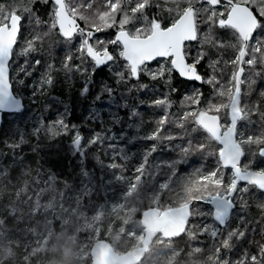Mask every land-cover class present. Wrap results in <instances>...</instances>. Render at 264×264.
Returning <instances> with one entry per match:
<instances>
[{
  "label": "snow or ice",
  "instance_id": "6c2138e0",
  "mask_svg": "<svg viewBox=\"0 0 264 264\" xmlns=\"http://www.w3.org/2000/svg\"><path fill=\"white\" fill-rule=\"evenodd\" d=\"M37 5H43V11ZM150 10L156 11L150 14ZM25 19L33 31L25 38L24 47L15 53L17 57H24V63L12 75L10 61L14 45L23 36ZM108 30H114V36L106 39L97 36ZM225 31L231 32V42L222 39ZM0 33H3L0 112L19 113L25 109L24 97L12 90L13 83L30 90L28 100L36 103L39 96L48 93L61 71L69 79L72 74H79L83 79L82 97L89 93L96 83L95 74L103 68H107L109 77L115 81V87L107 79L99 82L95 102L107 95L106 103L127 110V118L119 111H109L110 125L105 126L97 110L83 124L69 123L70 109L65 106L57 119L47 122L41 116L32 128V135L37 139L33 151L38 149L41 133L52 140L70 137L72 155H79L81 164L86 163L91 153V159L101 171L113 174L108 185L113 180L127 185L119 201L109 202L105 194L104 202L97 203L94 174L84 168L81 175L88 183L82 184L78 195L69 198L73 204L66 207L64 192H61L60 207L65 213L79 211L87 220L89 212H95L92 220L97 223L103 222L102 217L109 210L120 218L129 203L143 196L147 185L154 187L148 209L141 213L132 207L124 212L127 218L119 220L123 225L121 233L126 232L130 239H135L136 245L114 264H144L152 251L151 242L157 236L161 243L184 235L193 241L211 237L214 244L219 239L222 245L215 247L217 261L225 252L232 253L239 248V244L232 246L230 241L238 239L242 244L248 239L247 229L241 228L251 216L253 188L264 195V168H252L255 157L264 158V89L259 91L256 101L249 100L257 85L255 78H264V0H103V3L99 0H8L0 3ZM77 38L78 46L74 43ZM46 41L69 47L59 67L53 58V62L44 65L39 81L28 84V78L42 64V59L37 57L44 53ZM194 44L198 48L193 55ZM153 63L157 66L152 67ZM229 69L230 75H226ZM174 73L182 78V85L178 86ZM145 77L150 83L142 82ZM188 84L194 86L189 90ZM128 85L131 86L126 91L120 92L123 102L116 103L118 90ZM205 86H209V92L203 90ZM181 87H184L181 109L173 113L170 111L174 106L173 96L181 94ZM148 90L159 92L147 106L159 109L160 114L145 121L139 108L123 98ZM225 118L227 122L221 123ZM88 120L99 121L101 127L85 137L81 128ZM145 124L152 125L150 131H144ZM114 127L120 131L114 132ZM133 130L135 134L129 137L128 132ZM25 135L16 128L13 138L0 141L11 150L14 160L22 162L17 150L28 143ZM125 140L144 144L138 153L129 155L120 144ZM93 148L97 151L92 152ZM101 150L107 162L98 154ZM165 150L174 153V157L155 164L153 157ZM6 155V151L0 150V158ZM135 156L139 159L132 165L133 174L126 177ZM245 156L252 159L242 164ZM195 157H201L204 163L182 174V167ZM212 159L214 164L207 163ZM162 167L167 173L164 181L156 186L154 181ZM0 174L6 175L7 170ZM104 179L101 175V189L105 187ZM49 180L55 182V176ZM64 187L68 190L71 185L66 181ZM165 194L168 202L161 203ZM203 205L210 207L205 210ZM53 207L52 203L45 206L47 211ZM256 207L264 212V200L258 201ZM39 212L37 201L33 214ZM9 215L14 217L16 209L11 208ZM259 219L264 221V216ZM5 223L0 218V238L8 241L11 252L12 248L20 247V241L13 243L7 235L11 229H5ZM48 223H55V217ZM86 227L92 228L93 224L88 223ZM53 232L54 229L47 233L45 243ZM96 238L99 241V230ZM100 247L97 244V249ZM28 249L25 244L22 264H32L38 253L36 248L30 253ZM223 264H264V246L245 248L235 262L227 256Z\"/></svg>",
  "mask_w": 264,
  "mask_h": 264
},
{
  "label": "trees",
  "instance_id": "16d2710c",
  "mask_svg": "<svg viewBox=\"0 0 264 264\" xmlns=\"http://www.w3.org/2000/svg\"><path fill=\"white\" fill-rule=\"evenodd\" d=\"M8 2V0H0V3ZM103 3V0H99ZM43 11V5H37ZM156 10H150V14H154ZM45 18L47 13H44ZM82 23V22H81ZM90 23V21H89ZM25 29L23 36L18 39L17 44L14 45V55L10 63L12 67L10 69V74L15 75L19 65L24 63V57H17L15 53H18L21 48L25 45V38L28 37L29 33L33 31V28L29 25L27 19L24 20ZM38 30V29H37ZM134 31V27L132 28ZM98 37L102 39L111 38L114 36V30H108L105 34H97ZM231 32L225 31L222 33V39L225 42H231ZM56 37H53L55 40ZM77 42V39H76ZM75 43V41H74ZM76 44V43H75ZM68 45L62 43H52L45 42V51L41 56L37 58L42 59V64L37 67L33 76L28 78L27 83L31 84L33 81H39L41 74L44 72V65L49 62H53L55 58V63L57 67L60 66V61L65 56L68 50ZM198 45H193V55ZM74 51V49H73ZM231 55V50H229V56ZM229 58V57H225ZM163 61H161L162 63ZM156 67V63L151 65ZM230 75V69L226 73ZM174 76L178 82V86L182 85L183 80L174 73ZM96 83L90 89L89 93L82 97L81 90L83 88V79L79 74H72L71 79H69L64 72H59L55 76V83L48 91L46 95L39 96L37 102L33 103L28 100L30 96V90L22 89L16 83H13L12 90L14 92L20 93L24 97L25 109L19 113H4L2 116V123L0 125V141L5 139L13 138V133L16 128L22 130L25 135V139L28 143H25L17 150L19 156L22 157V162L20 160H14L12 157V152L10 149L5 148L4 144L0 143V150L7 152V155L0 158V173L7 170V174H0V218L6 220L5 229H11L7 235L11 238L13 243L17 240L20 241V247L12 248L9 252L8 241L0 238V264H22L23 257L25 255L24 245L28 244L30 250L29 240L32 238L33 232H40L41 229L48 225V219L45 218L44 210L48 203L54 205L53 209L56 210L59 220L65 225V231L69 230L70 225L79 219H85L84 216L79 211H69L67 213L61 210V192H64V204L69 206L73 204V201L69 199L70 197H75L81 192V186L84 183H88L82 175V170L84 169V164H81V158L79 155H72V150L70 149V137L63 136L56 138L54 140L49 139L44 133H41L39 137V145L36 151H33V146L37 143V139L32 135V128L35 123H37V118L43 116L47 122L54 121L57 119L58 115L64 111L65 106L70 109V116L68 118L69 123L83 124L85 118L94 111H99L101 118L103 119L105 126L110 125L109 111H119L121 116L127 118V110L117 109L114 105L106 103L108 101V96L105 95L100 102H95V96L99 92V82L101 80L107 79L109 83L115 87L114 79L110 78L107 72V68L99 70L94 77ZM257 80V85L254 88L253 95L249 97L250 101H256L258 93L261 89H264V78H255ZM144 83H150L147 77L143 79ZM222 83H227L226 80H222ZM131 85L124 86L120 88L116 94V103L123 102L120 97V92L126 91L127 87ZM194 85L188 84L187 88L190 90ZM195 86H199L198 84ZM205 92H209V86H205L203 89ZM160 91H164L163 88ZM184 87H181V94L173 96L174 106L170 109L171 112L177 113L181 109L180 101L183 98ZM159 92L154 93L151 90L145 91L143 94L133 92L131 95L125 96L123 99L132 106H137L142 118L145 121H149L160 114L159 109L149 108L147 105ZM144 103L141 104L140 102ZM253 119L257 118L253 116ZM221 122L226 123L227 119H222ZM99 121L88 120L87 124L81 128V132L85 137H90L93 131L100 130ZM151 124L144 125V131L148 132L151 130ZM113 131L118 133L120 131L119 127H114ZM134 130L129 131L128 135L131 137L134 135ZM143 134V133H141ZM87 142L86 140L84 141ZM121 147H125L128 154L138 153L142 147L143 141H134L128 143L127 140L120 142ZM218 150V149H217ZM97 149L93 148V152ZM102 159L107 162V157L104 156L101 150L98 153ZM174 153H169L166 150L161 151L153 157L155 164H161L162 161L168 160L174 157ZM139 157H133L129 164V169L126 171V177L132 176V165H135ZM250 156L243 157V162L247 163ZM201 163H204L201 157H195L192 162L188 165L182 167V174L190 172L193 168L198 167ZM209 164H214L215 160L212 159L208 161ZM254 170L259 168H264V158L255 157L254 163L252 165ZM27 172V174H24ZM100 176L105 177L103 183L105 187L101 189V194L109 202L117 201L119 196L126 190L127 185L122 182L113 180L111 185L107 184V181L113 179L111 173L101 171L99 169ZM94 174L90 172V174ZM167 173L166 168L160 169V175L156 177L154 183L158 186L159 183L163 182L165 179V174ZM55 176V182L50 181L49 177ZM94 180L97 184L96 191L99 193V185L101 181L97 182V178ZM71 185V188L66 190L64 187L65 182ZM242 186V185H241ZM154 187L149 184L143 190L144 194L140 197L137 202L133 203L141 207L142 211L148 208L150 203V194L154 191ZM264 196L259 193L258 190L253 188L251 197V207H250V219L246 222L245 226L241 228L243 231L245 228L248 231V239L244 243L240 241L233 240L230 241L232 246L240 245L232 253L225 252L219 261L216 260L215 247L221 246L222 241L217 239L213 242L211 237H201L196 241H193L189 235H184L180 238L174 239L172 241H164L161 243L160 237L157 236L151 245L152 251L145 257L144 264H223V260L229 256L233 262L241 255V252L248 248L249 250L264 246V221L259 218L264 216V212H261L256 204L258 201L263 200ZM37 201L40 204L39 214H33L36 209ZM96 201H100L96 199ZM168 202V194L164 195L161 203ZM88 202L85 201V207L87 208ZM205 210L208 208L207 205H203ZM11 208L16 209V215L10 216L9 210ZM47 211V210H46ZM95 212H89V214L94 215ZM123 213V212H122ZM121 213V214H122ZM88 214V215H89ZM116 218V217H115ZM126 216L121 217V219H126ZM123 227V225H122ZM118 222L112 226L111 230L113 233L120 234L122 242L114 243L112 246L118 252L124 253L125 251L133 249L136 245L135 239H130L125 232L121 233L122 228ZM252 229L256 231L253 232ZM35 230V231H33ZM120 231V232H119ZM191 231V229H190ZM100 239L108 240V236L101 232ZM110 242V241H109ZM200 248V251H195L194 249ZM54 252V251H53ZM30 253V252H29ZM50 261L45 262L44 256L41 255V262L38 264H77L75 261V256L72 254L68 255L66 260L56 256L54 254H49ZM64 258V257H63ZM89 261V260H87ZM33 264V263H32Z\"/></svg>",
  "mask_w": 264,
  "mask_h": 264
},
{
  "label": "rangeland",
  "instance_id": "374dc122",
  "mask_svg": "<svg viewBox=\"0 0 264 264\" xmlns=\"http://www.w3.org/2000/svg\"><path fill=\"white\" fill-rule=\"evenodd\" d=\"M75 43L78 46L79 38H77V42L75 41ZM221 123H224V122H221ZM91 151L93 152V149H91ZM84 168H87L89 172H93L95 174V178H97V182H99L100 180L99 168L95 165V162L91 159V153L89 154V159L84 164ZM227 172L230 174V171H227ZM241 185L243 186L244 184H241ZM98 190H99V193L96 199L100 201H96V202L103 203L104 197L101 194V188H99ZM121 196L122 194L119 196V198ZM117 201H119V199ZM117 201H113V202H117ZM132 207H136L140 212H142L141 207L137 206L136 204L129 203L128 208L124 209L123 213L121 214V217L124 216V212L129 211ZM207 207L209 206L207 205ZM44 214L46 215L45 218L48 219V221L52 220L55 217V223L44 226L41 229V231L38 233L33 232L32 238L29 240L30 242L29 252H31L32 248L38 249V253L32 259L33 264H38L39 262H41V255L44 256L43 260L45 262L50 261V257L48 253L52 255L54 254V252L56 256L59 255L60 258L63 260H66L67 258L65 257H67L68 255L72 256L73 254L76 258L75 261L77 264H89L90 262L89 248L92 242L97 239L96 236H97L98 230H99V234L103 232L104 234L108 236L107 238H108V241H110V243L122 242V238L120 234L113 233L111 230L115 222H118L119 225L122 227V223L119 222L121 217L115 218V214L112 213L110 210L107 211L102 217V221H103L102 223L94 222L92 220L93 215L89 214L87 217V220L79 219L75 221L73 223V226L70 225L69 230H66V231H65V225L59 220L55 209H53L52 211L44 210ZM88 223L93 224V227L87 228L86 224ZM53 229H54V232H53L52 238L48 241V243H45V240L48 238L47 233L52 231ZM66 251H67V255H66Z\"/></svg>",
  "mask_w": 264,
  "mask_h": 264
},
{
  "label": "water",
  "instance_id": "95a60500",
  "mask_svg": "<svg viewBox=\"0 0 264 264\" xmlns=\"http://www.w3.org/2000/svg\"><path fill=\"white\" fill-rule=\"evenodd\" d=\"M3 39V33H0V40ZM178 76L179 74L176 73ZM182 79V78H181ZM4 113H11V112H0V125L2 123V116ZM243 160V158H242ZM242 162V161H241ZM245 182H240V184H244ZM210 207V206H209ZM148 209V208H146ZM146 209H144L141 213H143ZM154 216V213H152ZM154 240V239H153ZM152 240V242H153ZM151 242V244H152ZM97 244H99L101 247L97 249ZM133 249L120 253L117 250L114 249L112 244L106 240V239H97L92 242L89 248V254H90V262L89 264H114V262L119 257H124L128 252H131Z\"/></svg>",
  "mask_w": 264,
  "mask_h": 264
},
{
  "label": "flooded vegetation",
  "instance_id": "af4514ba",
  "mask_svg": "<svg viewBox=\"0 0 264 264\" xmlns=\"http://www.w3.org/2000/svg\"><path fill=\"white\" fill-rule=\"evenodd\" d=\"M258 170V169H257ZM226 171H230V169L226 170Z\"/></svg>",
  "mask_w": 264,
  "mask_h": 264
}]
</instances>
